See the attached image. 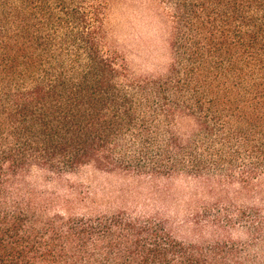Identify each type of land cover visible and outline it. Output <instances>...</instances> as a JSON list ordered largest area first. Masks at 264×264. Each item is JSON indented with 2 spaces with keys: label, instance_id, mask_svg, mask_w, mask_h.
<instances>
[{
  "label": "trees",
  "instance_id": "trees-1",
  "mask_svg": "<svg viewBox=\"0 0 264 264\" xmlns=\"http://www.w3.org/2000/svg\"><path fill=\"white\" fill-rule=\"evenodd\" d=\"M116 1L0 0V264L223 262L163 220L48 216L34 171L198 177L196 136H225L264 170V0H161L173 27L159 78L133 77L113 49Z\"/></svg>",
  "mask_w": 264,
  "mask_h": 264
},
{
  "label": "rangeland",
  "instance_id": "rangeland-1",
  "mask_svg": "<svg viewBox=\"0 0 264 264\" xmlns=\"http://www.w3.org/2000/svg\"><path fill=\"white\" fill-rule=\"evenodd\" d=\"M172 12L161 0H117L110 15V42L138 78L165 76ZM189 125L178 126L186 140ZM196 136L200 176L154 179L84 169L65 176L34 171L26 183L48 216H107L119 212L163 220L181 241L222 257V264H264V170L246 150ZM165 149V143L161 144ZM237 156V158H233Z\"/></svg>",
  "mask_w": 264,
  "mask_h": 264
}]
</instances>
